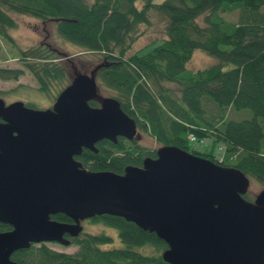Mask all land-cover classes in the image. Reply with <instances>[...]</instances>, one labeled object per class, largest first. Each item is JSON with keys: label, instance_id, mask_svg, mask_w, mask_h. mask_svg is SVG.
<instances>
[{"label": "trees", "instance_id": "obj_1", "mask_svg": "<svg viewBox=\"0 0 264 264\" xmlns=\"http://www.w3.org/2000/svg\"><path fill=\"white\" fill-rule=\"evenodd\" d=\"M153 1L0 0V50L2 42L13 43L12 15L52 22L63 41L94 58L89 67L67 62L80 72L99 65V93L108 91L107 96L115 98L158 147L176 146L234 166L264 186V0ZM234 13L235 20L225 17ZM155 17L163 24L162 38L132 51L144 30L153 27ZM157 40L160 44L140 54ZM195 51L218 62L189 71L187 64ZM16 55L19 67L0 66V80L17 81L27 72L39 93L54 101L71 79V67L61 61L65 55L48 42L18 49ZM25 104L37 108L33 102ZM89 104L99 106L96 100ZM244 111L251 116H232ZM191 136L198 142L211 139L209 151H190ZM96 148L97 152L84 149L77 159L89 170L116 174L128 165L141 166L145 157L156 156L157 149L123 137L116 143L99 141ZM217 149L222 153L219 158ZM52 218L72 222L62 213ZM84 221L116 229L121 246L104 249L101 246L112 242L111 236L83 231L70 238L77 247L74 252L38 243L15 251L11 260L15 264H169L161 256L167 245L155 233L107 214ZM10 229L0 222V232Z\"/></svg>", "mask_w": 264, "mask_h": 264}, {"label": "water", "instance_id": "obj_2", "mask_svg": "<svg viewBox=\"0 0 264 264\" xmlns=\"http://www.w3.org/2000/svg\"><path fill=\"white\" fill-rule=\"evenodd\" d=\"M71 65L50 107L0 97V222L11 227L0 232V264H15L12 253L31 244L69 246L84 220L103 214L155 233L169 264H264V186L247 200L251 179L238 168L170 145L122 174L77 159L102 140H138L139 130L115 98L99 93V65ZM58 213L72 222L53 219Z\"/></svg>", "mask_w": 264, "mask_h": 264}, {"label": "rangeland", "instance_id": "obj_3", "mask_svg": "<svg viewBox=\"0 0 264 264\" xmlns=\"http://www.w3.org/2000/svg\"><path fill=\"white\" fill-rule=\"evenodd\" d=\"M163 0H154V3H160ZM264 11V9H263ZM16 21V27L9 31L10 35L13 38L12 45L2 42V49L0 50V66L3 67H19L17 61V52L18 49H26L29 47L37 46L42 41L52 44V46L57 47L64 57L61 61L68 64V60H73L75 64L81 66L93 65L94 58L89 54L82 53L80 48L77 46L63 41L57 33H55V28L52 22H43L42 20L27 16V15H12ZM225 17L230 20L236 19V14H225ZM143 28V26H142ZM145 34L138 39L135 43L132 51L144 47L146 44L151 42L153 39L162 38L163 36V24L161 23L159 17H155L153 21V27L151 29H145ZM48 36V37H47ZM160 44V41H154L147 45L140 51V54H144L150 51L152 48ZM131 53V52H130ZM218 61L216 58L206 55L201 51H195L191 56L187 64V69L189 71H196L198 69L207 68L216 64ZM91 68L87 70L89 72ZM171 88L176 89L177 86L173 84L168 85ZM101 94L104 96L108 95V91L100 89ZM0 97L6 102L10 103L16 100H21L23 102H33L36 104L37 108H47L50 107L53 103L52 99L47 96L42 95L37 90V84L31 74L25 72L17 81L13 80H0ZM246 114L250 117L249 112H242L241 114L234 115L233 117L239 119ZM138 141L145 147L150 149H156L158 145L155 141L148 135L139 131ZM211 139L207 138L202 142H191L190 151L197 150L200 152H208L210 149ZM217 158H219L222 153L219 149L215 151ZM263 185L257 182L254 179H251L249 191L247 195L253 200L255 195L262 189ZM83 231L86 233H101L103 232L106 235L112 237V242L104 244L101 247L104 249L121 246V242L118 237L117 230L104 226L102 224H94L88 221H83ZM48 245L55 250L65 251V252H74L77 247L75 245L64 246L58 243H48Z\"/></svg>", "mask_w": 264, "mask_h": 264}, {"label": "built area", "instance_id": "obj_4", "mask_svg": "<svg viewBox=\"0 0 264 264\" xmlns=\"http://www.w3.org/2000/svg\"><path fill=\"white\" fill-rule=\"evenodd\" d=\"M190 141H192V142L196 141L195 137L191 136Z\"/></svg>", "mask_w": 264, "mask_h": 264}, {"label": "flooded vegetation", "instance_id": "obj_5", "mask_svg": "<svg viewBox=\"0 0 264 264\" xmlns=\"http://www.w3.org/2000/svg\"><path fill=\"white\" fill-rule=\"evenodd\" d=\"M54 102V101H53ZM69 238V237H68Z\"/></svg>", "mask_w": 264, "mask_h": 264}]
</instances>
